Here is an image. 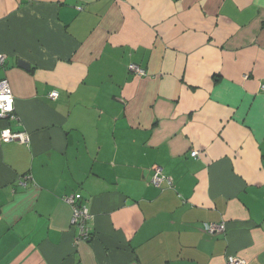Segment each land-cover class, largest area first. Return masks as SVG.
<instances>
[{"label":"crops","instance_id":"1","mask_svg":"<svg viewBox=\"0 0 264 264\" xmlns=\"http://www.w3.org/2000/svg\"><path fill=\"white\" fill-rule=\"evenodd\" d=\"M0 56V264H264V0H0Z\"/></svg>","mask_w":264,"mask_h":264},{"label":"built area","instance_id":"2","mask_svg":"<svg viewBox=\"0 0 264 264\" xmlns=\"http://www.w3.org/2000/svg\"><path fill=\"white\" fill-rule=\"evenodd\" d=\"M3 59V56H0V63L3 62ZM129 71L137 77H144L147 75L144 69L135 64L129 66ZM58 97V92H52L50 94L52 100H55ZM16 119H18V116L16 114L15 97L10 83L7 79L0 80V122ZM0 142L4 144L20 143L23 145H29L31 137L27 132H12L8 127H1L0 124ZM199 155L200 152L197 150L191 152V156L195 159L198 158ZM151 183L157 188H161L165 184L172 185L171 180L164 174L162 167H155L153 169ZM64 200L73 207L71 221L73 228L80 230L76 242H89V240H91L90 237L92 232L87 223L90 221L91 215L84 206L78 205V203L75 202L73 196L65 197ZM207 231L210 234L224 232L226 231V226L224 224H208ZM227 264H247V261L237 256H229Z\"/></svg>","mask_w":264,"mask_h":264},{"label":"water","instance_id":"3","mask_svg":"<svg viewBox=\"0 0 264 264\" xmlns=\"http://www.w3.org/2000/svg\"><path fill=\"white\" fill-rule=\"evenodd\" d=\"M18 65H19L20 68H23V69H25V70L30 71V67H29V65L26 64L25 62L19 61V62H18Z\"/></svg>","mask_w":264,"mask_h":264},{"label":"trees","instance_id":"4","mask_svg":"<svg viewBox=\"0 0 264 264\" xmlns=\"http://www.w3.org/2000/svg\"><path fill=\"white\" fill-rule=\"evenodd\" d=\"M206 231H207V229H206ZM207 233H209V232L207 231ZM209 234H210V233H209ZM90 239H91V240H89V242H91V241L94 239V233H93V232L91 233V237H90ZM89 242H88V243H89Z\"/></svg>","mask_w":264,"mask_h":264}]
</instances>
